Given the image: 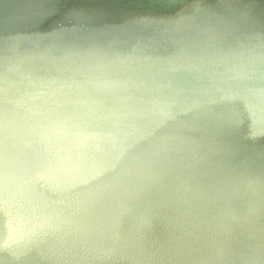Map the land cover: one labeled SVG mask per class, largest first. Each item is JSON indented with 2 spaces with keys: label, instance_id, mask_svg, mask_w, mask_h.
Returning a JSON list of instances; mask_svg holds the SVG:
<instances>
[{
  "label": "water",
  "instance_id": "1",
  "mask_svg": "<svg viewBox=\"0 0 264 264\" xmlns=\"http://www.w3.org/2000/svg\"><path fill=\"white\" fill-rule=\"evenodd\" d=\"M143 41L140 38L137 40L142 47ZM126 47L113 55L102 53L103 47L99 44L88 48L74 47L79 53L91 50L98 52L97 55L77 59L59 54L53 56L45 51L24 52L20 55L2 53L0 84L10 76L5 71L8 69H14L15 78L25 75L27 71L46 78L52 73L61 72V68L78 73L80 65L86 67L88 72L94 68H112V75L102 74L110 76V81L115 80L116 71L122 72L117 78L126 79L133 73L136 76L132 79L135 80H161L158 72L163 68L156 64L158 61L143 60L131 52L130 47ZM203 47L193 44L194 50L190 49L189 53L178 52L181 53L180 57L189 58L181 65L176 59H170L165 63L164 71L177 70L185 74L184 77H189L197 70L208 69L204 66L219 65L221 68L210 70L216 73L224 71L223 77H229L236 75L235 70L247 74L254 68L255 61L264 63L263 47H242L241 50L224 54L215 53V47ZM162 53L170 52L163 50ZM150 54H145L143 58L152 57ZM198 61L202 62L197 65ZM43 68H49L51 72L46 74ZM205 77L197 75L194 80ZM175 79L178 78L167 77L165 80L168 84L160 86L152 97H149L151 93L141 94L132 89L130 94L133 97L130 98L125 96L127 93L124 90L128 91L131 87L121 84L120 90H111L105 86L106 98L120 96L129 99L128 104L110 106L92 118H83L73 110L53 104H45L46 116L37 114L31 107H42L41 100H33L32 97L24 99L20 95L33 85L31 80H28L30 84L18 82L14 89H10L6 99H0V119L15 116L14 122L0 126V138H11L14 135H8L9 130L23 129L26 123L32 125L35 121L44 125L54 123L59 127L58 133L50 137L52 139L33 133L27 137L16 135L12 141L0 143V239L8 243L6 248L0 244V264H48L49 260L58 261L62 258L74 260L78 258L74 250L79 248L86 249L83 252L91 251L106 264H128L130 256L146 258L152 264H173L166 260V253L154 247L144 249L135 243L137 240L149 239L154 245H163L158 234L144 232L149 228L146 226L147 217L152 215L154 219L164 221L163 210L175 209L177 202L186 206L182 216L195 219L203 231L204 226L215 228V236L205 237L208 248L197 245L193 259L184 256V253L174 252L177 264L191 261L195 264H264L261 261L264 259V134L249 132L240 136L239 133L226 132L224 129V126L229 125V119L248 121L264 117V89L246 92L231 89L227 92L226 100L231 103L222 100L227 94L207 97L201 102L190 92L196 85L178 86L175 84L180 82H172ZM254 80L250 77L249 84ZM48 84L53 88L52 80ZM60 88L62 93L70 97L77 95L84 103H88L97 98V94L88 92L98 91L102 87L93 79L86 85L65 84ZM161 97L168 103L163 102ZM150 99L159 106L154 109L152 103L150 106L144 105ZM183 99L189 102L179 108ZM233 101L238 102L239 106H232ZM241 102L249 104L243 106ZM160 106L166 108L167 113L173 106L179 110L178 115L153 114L157 113ZM112 111L139 113L151 118L159 116L162 120L155 118L158 122L167 123L178 129V132L150 135L156 136L158 140L149 142L131 138L125 132H120V137H116V134H109L100 128L88 131L85 128L73 130L71 127L82 126L101 115L100 119L106 118L115 114ZM199 112L209 114L203 118L213 120L212 127H205L208 125L206 121L200 123L193 119L185 121L182 116L179 118L180 114L193 116ZM23 114L30 118L22 117ZM141 124L147 126L144 121ZM127 126L126 122L120 124V128ZM67 127H71L70 131H67ZM219 129V133L212 132ZM159 142L169 147L161 146ZM4 147L7 148L6 152L2 149ZM201 200H209L220 210V215L210 213L202 216L197 211V206L202 205ZM67 208L74 213L70 215ZM43 212H50L59 219L52 221L41 216ZM73 216H77V219ZM116 216H121L118 218L119 223ZM78 219L82 220L76 223ZM165 221L176 227L182 236H190L179 226L175 216H168ZM117 223V229L123 234L116 232ZM219 223L234 227L235 236L218 228ZM103 224L104 235L100 230ZM44 231L49 232L46 238L41 237ZM77 234L86 239H75ZM216 237L226 247L230 246L228 255H222L223 244ZM103 238L109 246L96 248V242ZM69 241L73 245L65 247ZM119 241L123 242V247L119 248ZM14 251H17V255ZM202 256L217 260L209 262ZM252 260L254 262L251 263ZM79 264L99 263L81 260Z\"/></svg>",
  "mask_w": 264,
  "mask_h": 264
},
{
  "label": "bare ground",
  "instance_id": "2",
  "mask_svg": "<svg viewBox=\"0 0 264 264\" xmlns=\"http://www.w3.org/2000/svg\"><path fill=\"white\" fill-rule=\"evenodd\" d=\"M1 26L0 55L2 53L20 55L24 52L41 53L45 51V53L52 54L53 56L59 54L66 58L77 59L82 56H94L98 52L91 50L87 53L82 51L79 53L75 51L74 47L88 48L89 46L99 44V46L103 47L102 53L113 55L120 53L124 47L127 49L126 46H128L131 52L140 56L139 58L143 60L155 59L158 61L156 64L163 68V70L158 72V78L161 80H139L138 78L135 80L132 79L133 76H136L133 73L130 76L128 75L126 79L117 78L121 76L122 72L116 71L113 77L115 80L112 81L109 79L110 76H102V74L112 75L114 72L112 68H94L88 72L86 67L80 65L79 67L81 69L78 73L67 72L65 68H61V72L52 73L46 78L45 76L32 74L29 71L25 75L15 78L13 75L14 69L5 70L10 76L0 84V99H6L10 95V89H14V85H17L18 82L30 84L28 80H31L33 85L20 93V95L24 99H30L32 97L33 100H41L42 107H31L39 115L46 116L45 104H53L62 109L67 108L68 110H73L83 118H92L110 106L118 107L119 105L126 106L128 104L127 101L129 99H122L120 96L106 98L105 86H109L111 90H120L121 84L128 88L131 87L128 91L124 90L125 93L129 94H125V96L130 98L133 97L130 94L132 89L141 94L151 93L149 97H152L160 86L168 84V81L165 80L167 77L178 78L172 81L173 83L180 82L175 84L178 86L196 85L190 92L194 93L197 100L201 102L207 100V97L227 94L231 89L236 90V92L264 89V85L261 84L264 83V63L261 61H255L254 68L248 71L247 74L235 70L234 73L236 75L229 77H223L224 71L216 73L210 70L212 68H221L219 65L204 66L208 69L197 70L194 75L189 77H184L185 74H180L177 70L164 71L166 69L165 63L170 59H176L180 65L186 61L189 57H180L179 55L181 53L178 52L189 53L190 49L194 50L193 44L204 47H215L217 50L215 53L217 54H224L227 51L234 52L241 50L242 47L244 49H252L253 47L264 48V0H0ZM139 38L141 41L144 40V47L140 46L137 42ZM241 42L246 45L242 46ZM163 50H169L170 53L164 54L162 53ZM148 53H151L150 55L152 57L143 58ZM201 62L198 61L196 64L199 65ZM43 71L46 74L51 72L49 68H43ZM197 75H205L206 77L194 80ZM250 77L256 79L252 84H249ZM93 79L99 82L102 88H99L98 91L91 90L88 92L90 94H97V98L89 100L88 103H84L77 95L70 97L61 92V85H86L91 83ZM25 80L26 82H24ZM50 80L54 83L53 88L49 84L46 85ZM227 96L228 94L222 100L225 101L224 103H231L226 102ZM161 100L168 103L162 97ZM188 102V100L184 101L183 99L180 102L181 105H176H180L178 106L180 108L188 104ZM150 103L154 104V109L159 106L152 99L147 100L144 105L150 106ZM246 104H249V102H241L243 106ZM232 106H239V104L233 101ZM178 111L171 106V109L167 113V109L160 106L157 113L153 114H168L170 116L172 113H177L176 115H178ZM114 113L108 115L106 118L100 119L102 115L96 117L85 122L82 126L73 124L75 126L71 127L73 130H83L82 128H85L88 131L100 128L103 131H107V133L109 132V134H116V137H120V132H125V135L131 138H138L149 142L158 140L156 136L150 135H170L173 131L178 132V129L167 125V123L158 122L156 119L162 120L159 116L155 117V119L144 117L142 114L133 112H124L122 114L117 111ZM196 114L198 116L194 114L191 116L188 113L180 114L179 118L182 116L185 121L193 119L200 123H202L201 121H206L208 125L205 127L207 128L213 126V120H204L203 118L209 116V114L204 112ZM21 116L26 117V119L30 118L27 114ZM119 116L123 119L119 118ZM237 119L238 121L226 119L227 124H229L224 126L226 132L232 131L230 133H239L240 136L245 135V133L248 134L249 132H252L250 134H264V117L254 120L249 119L248 121L245 119L242 121L240 118ZM14 120L15 116L9 115V119H0V126L14 122ZM142 121L146 122L147 126L142 125ZM121 122H126L128 126L126 128H120ZM214 126L215 129L216 125ZM71 127H67V131H70L69 128ZM58 129L59 127L54 123L49 125H44L39 121H35L32 125L26 123L23 129L9 130L8 135L14 136L11 138H0V143H3V141H12V138H16V135L27 137L33 133L52 139L50 137L57 134ZM220 130H212V132L219 133ZM160 145L169 147L166 146L167 144L160 143ZM2 149L5 152L7 151L5 147ZM201 202L202 205L197 206V211L202 216H207L210 213L216 216L220 215V210L216 206H213L209 200H201ZM250 203L252 202L250 201ZM185 207L184 204L177 202L175 209L163 210L165 214L163 215L165 218L164 221L154 219L152 215L147 217L148 223L146 226L149 228L144 232L146 234H158L163 241V245H154L149 239L137 240L135 244L144 249L154 247L163 254L166 253V260L173 264L178 263V259L173 254L176 251L178 253H184V256L193 259L197 253V245L201 244L202 247L208 248L205 244V237L215 236V228L204 226L203 231L200 224L195 222V219L182 216ZM57 210L62 211L63 209ZM66 210L70 215L74 213L71 209L67 208ZM41 216H46L52 221L59 219L53 217L50 212H43ZM168 216H175L179 221V226L188 232L190 236H182L176 227L165 221ZM73 217L75 220L77 219V216ZM116 217V221L119 223L120 219L118 218L121 216ZM79 220L82 219H78L76 223ZM58 223L62 226L64 225L62 221H58ZM118 223L115 226L116 232L123 234V232L117 229ZM104 227V224L100 226L103 235ZM218 228L224 230L232 237L235 236L233 233L236 231L234 227L229 228L225 224L219 223ZM61 229H65V227ZM48 236L49 232H42L41 237L46 238ZM74 238L78 240L86 239L79 234L75 235ZM216 239L223 244L222 255H228L227 250L230 246L226 247L219 237H216ZM118 243L119 248L123 247V242L119 241ZM0 244L6 248L8 243L0 239ZM72 245L73 242L69 241L65 247ZM96 245L98 246L96 248L109 246L105 238L96 242ZM79 249L81 251L74 250L78 256L74 260H65L62 258L58 261L49 260L47 263L79 264L81 260H87L91 263L106 264L102 258H99L91 251L87 253L83 252L86 249ZM208 252L210 251L208 250ZM14 253L17 255V251H14ZM143 253L148 255L146 251ZM202 258L209 262H216L217 260L213 257L202 256ZM128 261V264H152L146 258L138 256H130ZM261 261L264 262V259H261ZM188 264L195 263L191 261Z\"/></svg>",
  "mask_w": 264,
  "mask_h": 264
}]
</instances>
